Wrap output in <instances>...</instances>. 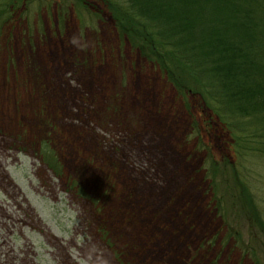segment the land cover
<instances>
[{"label": "rangeland", "instance_id": "374dc122", "mask_svg": "<svg viewBox=\"0 0 264 264\" xmlns=\"http://www.w3.org/2000/svg\"><path fill=\"white\" fill-rule=\"evenodd\" d=\"M87 1L0 16V264H264L262 121L205 110Z\"/></svg>", "mask_w": 264, "mask_h": 264}, {"label": "trees", "instance_id": "16d2710c", "mask_svg": "<svg viewBox=\"0 0 264 264\" xmlns=\"http://www.w3.org/2000/svg\"><path fill=\"white\" fill-rule=\"evenodd\" d=\"M100 1L176 88L201 96L205 110L220 120L228 118L223 102L264 126V0H126L128 7L121 0ZM26 2L2 0L0 16L6 19ZM253 137L244 140L260 138Z\"/></svg>", "mask_w": 264, "mask_h": 264}]
</instances>
